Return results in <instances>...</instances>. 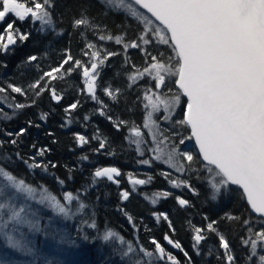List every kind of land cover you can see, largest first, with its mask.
Returning a JSON list of instances; mask_svg holds the SVG:
<instances>
[{
    "label": "snow or ice",
    "instance_id": "snow-or-ice-1",
    "mask_svg": "<svg viewBox=\"0 0 264 264\" xmlns=\"http://www.w3.org/2000/svg\"><path fill=\"white\" fill-rule=\"evenodd\" d=\"M96 3L105 14L109 10L123 14L126 26L120 28L119 34H113L88 15L90 5L84 4L79 15L71 20L74 30L83 29L79 32L84 41L83 58H77L70 48H65L56 66L43 71L26 88L12 83L7 88L0 87V94L10 89L11 93L27 98L29 92L32 93L30 103L16 102L15 97L9 101L7 95H0V105L12 110L9 114L0 107V120L11 121L17 110L34 106L46 92L52 101L60 103L63 95L58 94L52 82L76 74L80 78L79 92L99 106L98 114L106 117L117 131L128 128L125 139L135 145L140 156L146 151L151 154L149 159L139 163L150 166L157 161L166 165L172 171H162L161 175L173 188H184L199 196L200 191L189 179L181 178L196 174L198 180L204 181L206 200L217 201L227 196L243 208L239 215L225 212L219 220L204 216L207 223L203 227L189 221L196 254H200L199 246L208 239L207 233H211L218 238L222 255L217 254L216 258L222 264H238V261L264 264V0H96ZM55 6L56 0H0V25L3 26L0 52L8 53L10 46L18 41L29 40L31 31H21L17 26L25 21L38 24L35 30L39 34L51 30L58 36L63 35V29L57 31V20L53 16ZM59 22H63L62 17ZM129 31L131 37L126 35ZM88 32L101 42L122 46L123 64L128 66L124 72L128 89L145 80L150 84L137 96L143 109L142 125L130 124L109 114L98 89L111 101L118 100L121 89L103 80L102 69L121 52L88 40ZM130 49L141 53L140 64L132 61L128 55ZM38 59L30 55L26 63ZM79 106L77 100L64 108L68 117L66 123H71V114ZM178 108L182 118L176 119ZM48 115L42 111L39 119L46 121ZM89 118L84 116L86 121ZM161 122L168 126L163 127ZM27 123L33 126V121ZM26 132L27 128L21 127L3 135L10 138L7 143L15 146ZM74 138L80 147L91 142L80 133H75ZM91 139L98 142L93 151L99 153L106 149L107 137L97 134ZM4 144L5 141L0 140V149ZM47 151L41 148L36 155L42 157ZM15 155L29 169L46 171L48 168L35 157L24 159L19 152ZM81 159L88 160V156ZM173 172L178 174L175 178ZM121 175L115 166L97 167L91 185L106 178L119 186L116 177ZM127 179L131 191L121 190V201H127L137 186L149 184L153 177L141 179L129 173ZM57 180L60 185L64 184V180ZM80 192L64 191L58 196L44 185L27 182L22 175L0 163V264H67L62 257L70 255L69 249L77 245L59 225L81 216L89 208ZM171 195L169 191H158L151 196L145 194L144 198L155 205L160 198ZM175 199L180 208L192 206L188 199L180 196ZM125 215L135 229L133 217L126 212ZM153 215L157 222L161 218L166 221L175 233L167 213ZM221 221L230 226L231 222H236L246 230L240 237L244 250L241 256L234 253L225 232L220 230ZM85 227L95 230L96 234L84 233ZM77 232L84 241L99 240L113 246L122 264H182L155 237L150 238L151 247H148L138 236L128 239L108 227L101 231L94 212L88 219L81 220ZM163 241L182 252L187 264H192L189 252L179 241L168 233L163 235Z\"/></svg>",
    "mask_w": 264,
    "mask_h": 264
},
{
    "label": "trees",
    "instance_id": "trees-1",
    "mask_svg": "<svg viewBox=\"0 0 264 264\" xmlns=\"http://www.w3.org/2000/svg\"><path fill=\"white\" fill-rule=\"evenodd\" d=\"M84 4L90 5L88 15L95 17L96 23L106 26L107 30L113 34H119L120 28L127 24L123 14L111 10L105 14L104 9L99 3H96V0H56L53 16L57 20V31L63 29L64 34L58 36L51 30L39 34L35 30L39 27L38 24L32 25L28 21L22 24L18 23L17 26L21 31H31V36L27 42L18 41L16 45L10 46L11 51L8 53L0 52V87L7 88V85L12 83L26 88L43 71L56 66L65 48H70L72 54L77 58H83L81 49L84 47V41L79 35L83 29L74 30L71 27V20L74 15H79L80 8ZM60 17L63 18L62 23L59 22ZM2 27L0 25V28ZM126 35L131 37L132 33L129 31ZM87 37L88 40L103 45L109 50L121 52L120 56L112 57L108 66L102 69L103 80L111 84L113 88L121 89V94L116 102L106 96H103L104 99L102 98L108 105L109 114L114 118L129 121L130 124L135 122L142 125L143 109L137 96L142 95L143 88L150 84L145 80L135 85L133 89H128L124 75L128 66L123 64L122 46L115 45L110 41L101 42L92 32H88ZM161 51H165V49L161 48ZM30 55L38 56V61L31 64L26 63L27 57ZM128 55L134 63H141L142 57L138 50L130 49ZM78 85H80V78L76 74L65 80L53 81L52 86L57 89L58 94L63 95L60 103L52 101L46 92L34 106L17 110L11 121L0 120V140L5 141L4 147L0 149V153H2L0 163L12 172L22 175L27 182L36 186L44 185L58 196L62 195L64 191L76 193L77 190H81V199L89 205V208L81 216L60 223L59 226L69 234L71 239L76 241L77 245L71 247L70 255L66 258L62 257V259H66L67 264H122L118 253L113 251V246L105 245L99 240L84 241L78 234L77 229L81 227V220L88 219L94 212L95 220L101 231L108 227L128 239L138 236L141 243L148 247H151L149 240L152 237L165 244L163 235L168 233L189 252L192 264H222L216 258L217 254L222 255V250L218 247V238L215 234L207 233L208 239L199 246L200 254H196L192 248L193 233L189 221L191 224L203 227L207 223L204 216H207L209 220H219L225 212L239 215L243 208L238 207L237 201L229 199L227 196H222L217 201L206 200L204 181L198 180L196 174H188L181 178L189 179V182L200 191L199 196L193 195L184 188H173L161 175L162 171H170L164 164L155 161L150 166L139 163L140 160L150 157L140 156L136 152L135 146L130 145L125 139V136L128 135V128H121L117 131L106 117L98 114L96 109L99 106L79 92ZM99 91L98 89V95ZM0 95H7L9 101L15 97L16 102L20 103H30L32 99L31 92L25 98L19 94L11 93L10 89L6 94ZM77 100L80 101V106L72 112L71 123H66L68 117L64 108ZM0 107H4V110L11 114L12 110L6 105H0ZM42 111L49 113L46 121L39 119V114ZM85 115L90 117L87 121L84 120ZM175 118H182L179 108ZM29 120L33 121L31 127L27 123ZM161 123L163 127L168 126ZM36 124H39L40 127H36ZM62 125L64 126L62 127ZM21 127L27 128V132L20 137L18 144L13 146L7 143L10 138L3 133L6 131L16 132ZM75 133L87 136L91 142L83 147L78 146L74 138ZM97 134L108 139L106 149L99 153L93 151L98 147V142L91 139ZM33 145L36 147L33 148ZM41 148L48 149L42 157L36 155ZM17 152L24 159L35 157L37 161L47 164V170L45 171L43 168L29 169L16 157ZM84 155L88 156V160L81 159ZM52 164H55L56 167H52ZM107 166H115L120 169L122 175L116 177L120 181L119 186L107 181L106 178L98 180L94 186L91 185L94 170L97 167ZM129 173L137 178L146 179L147 176H152L153 179L149 184L137 186V190L127 201H121L119 192L124 189L131 191V185L125 177ZM57 178L64 180V184L60 185ZM84 189L87 191H83ZM158 191H169L172 195L160 198L155 205L144 198L145 194L150 196L148 193L152 194ZM143 192L146 193L142 194ZM176 196L188 199L192 206L180 208L176 203ZM125 212L133 217L135 229L133 224L129 223ZM162 212L167 213L172 221L175 228L174 234L162 218L159 222L156 221L153 213ZM47 214L49 215V213ZM219 227L221 231L225 232L234 253L241 256L244 250L240 244V237L246 234V230L236 222H231L230 226L228 222L221 221ZM83 231L89 236L96 234L95 230L86 227ZM167 249L176 255L182 264H187V258L182 252L179 250L174 252L169 247ZM210 250L211 255L209 254ZM238 264L241 262L238 261Z\"/></svg>",
    "mask_w": 264,
    "mask_h": 264
},
{
    "label": "rangeland",
    "instance_id": "rangeland-1",
    "mask_svg": "<svg viewBox=\"0 0 264 264\" xmlns=\"http://www.w3.org/2000/svg\"><path fill=\"white\" fill-rule=\"evenodd\" d=\"M38 26H39V25H38ZM98 45H99V44H98ZM104 47H105V46H104ZM99 95L101 96V98H103V94H102V92L99 91ZM103 99H104V98H103ZM145 131H146V130H145ZM134 146H135V145H134ZM142 147H143V146H142ZM146 153H147V155H144V156H149V157L151 156V154L148 153L147 151L145 152V154H146ZM155 162H157V161H155ZM165 166H166V165H165ZM166 167H167V166H166ZM170 171H172V170L170 169ZM176 175H178V174H176V173L173 172V178H175ZM127 176H128V175H127ZM127 176H125V177L127 178ZM135 177H137V176H135ZM145 193H146V192H143L142 194H145ZM147 193H148V192H147ZM154 193H155V192H154ZM148 194H150V196H151L153 193H152V194H151V193H148ZM48 213H49V215L51 214L50 212H48Z\"/></svg>",
    "mask_w": 264,
    "mask_h": 264
},
{
    "label": "water",
    "instance_id": "water-1",
    "mask_svg": "<svg viewBox=\"0 0 264 264\" xmlns=\"http://www.w3.org/2000/svg\"><path fill=\"white\" fill-rule=\"evenodd\" d=\"M164 243H165V245H166L167 247L171 248L174 252L178 251V249H174V248H172L170 245H167L166 242H164Z\"/></svg>",
    "mask_w": 264,
    "mask_h": 264
}]
</instances>
